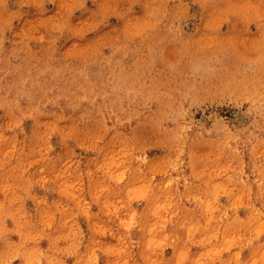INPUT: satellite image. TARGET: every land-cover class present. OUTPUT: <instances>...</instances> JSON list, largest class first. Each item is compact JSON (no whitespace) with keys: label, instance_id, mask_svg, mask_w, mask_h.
<instances>
[{"label":"rangeland","instance_id":"rangeland-1","mask_svg":"<svg viewBox=\"0 0 264 264\" xmlns=\"http://www.w3.org/2000/svg\"><path fill=\"white\" fill-rule=\"evenodd\" d=\"M0 264H264V0H0Z\"/></svg>","mask_w":264,"mask_h":264}]
</instances>
